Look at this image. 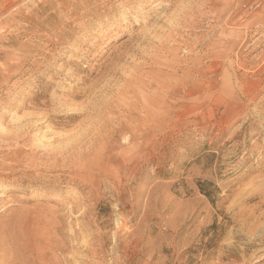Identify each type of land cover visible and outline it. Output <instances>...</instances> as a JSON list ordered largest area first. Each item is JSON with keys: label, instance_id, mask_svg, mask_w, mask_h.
Segmentation results:
<instances>
[{"label": "rangeland", "instance_id": "obj_1", "mask_svg": "<svg viewBox=\"0 0 264 264\" xmlns=\"http://www.w3.org/2000/svg\"><path fill=\"white\" fill-rule=\"evenodd\" d=\"M261 239L264 0H0V264Z\"/></svg>", "mask_w": 264, "mask_h": 264}, {"label": "bare ground", "instance_id": "obj_2", "mask_svg": "<svg viewBox=\"0 0 264 264\" xmlns=\"http://www.w3.org/2000/svg\"><path fill=\"white\" fill-rule=\"evenodd\" d=\"M175 67V66H174ZM20 134H22V133H20ZM22 137V136H21ZM1 138H3V137H1ZM250 216V215H249ZM253 218V217H252ZM253 220V219H252ZM245 224V223H244ZM246 226V225H245ZM254 231V230H253ZM251 233V234H250ZM249 233V235L251 236L252 235V232H250ZM258 235V234H257ZM261 234H259V236H260ZM263 235V234H262ZM246 236V235H245ZM254 236V235H253ZM258 236V237H259ZM247 238V237H246ZM245 238V239H246ZM252 238V237H251ZM256 238V237H255ZM261 238V237H260ZM254 239V238H253ZM258 239V238H257ZM244 243V242H243ZM248 246H253L255 249H254V251L253 250H250V251H253L255 254H259V253H261L260 255H258V256H255V254L253 255L254 257L253 258H259V262L260 261H264V249H263V251L262 250H260V249H258L257 247L258 246H260V245H262L263 246V244H264V242H263V240L261 239V241H260V244H258L255 240H250V241H248ZM232 246V245H231ZM252 247V248H253ZM233 249V248H232ZM237 250V249H236ZM242 253H241V255L238 257V258H234V262L236 263V262H239V261H241V263L240 264H250L251 262H252V255H248L247 254V252H246V248H242ZM231 252V251H230ZM230 256V255H229ZM234 256V255H233ZM236 256V255H235ZM230 257H232V256H230ZM227 258H228V256H227ZM230 259H232V258H230ZM234 264V263H233Z\"/></svg>", "mask_w": 264, "mask_h": 264}]
</instances>
